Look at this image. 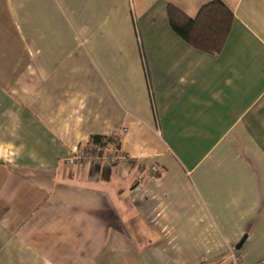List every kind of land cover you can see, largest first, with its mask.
<instances>
[{
    "label": "crops",
    "instance_id": "1",
    "mask_svg": "<svg viewBox=\"0 0 264 264\" xmlns=\"http://www.w3.org/2000/svg\"><path fill=\"white\" fill-rule=\"evenodd\" d=\"M213 1L0 0V264H264V0L219 54L169 20Z\"/></svg>",
    "mask_w": 264,
    "mask_h": 264
},
{
    "label": "trees",
    "instance_id": "2",
    "mask_svg": "<svg viewBox=\"0 0 264 264\" xmlns=\"http://www.w3.org/2000/svg\"><path fill=\"white\" fill-rule=\"evenodd\" d=\"M233 19V12L220 0L203 6L195 18L187 17L173 7L169 9L170 24L175 32L194 47L212 54L222 51ZM111 142L119 146L117 139L93 135L89 147H104Z\"/></svg>",
    "mask_w": 264,
    "mask_h": 264
},
{
    "label": "built area",
    "instance_id": "3",
    "mask_svg": "<svg viewBox=\"0 0 264 264\" xmlns=\"http://www.w3.org/2000/svg\"><path fill=\"white\" fill-rule=\"evenodd\" d=\"M111 146L107 143L104 147H84L77 149L68 159V165L75 164H100L104 166H112L119 162L129 161L128 157L112 153L108 148ZM227 264H242L243 257L237 250H232L228 255Z\"/></svg>",
    "mask_w": 264,
    "mask_h": 264
},
{
    "label": "rangeland",
    "instance_id": "4",
    "mask_svg": "<svg viewBox=\"0 0 264 264\" xmlns=\"http://www.w3.org/2000/svg\"><path fill=\"white\" fill-rule=\"evenodd\" d=\"M112 153H115V154H119V155H123V154H121L120 152H118V151H116L114 148H112L111 146H109V148H108ZM119 163H121V162H119ZM118 164V163H117ZM116 165V164H115ZM112 166H114V165H112Z\"/></svg>",
    "mask_w": 264,
    "mask_h": 264
},
{
    "label": "water",
    "instance_id": "5",
    "mask_svg": "<svg viewBox=\"0 0 264 264\" xmlns=\"http://www.w3.org/2000/svg\"><path fill=\"white\" fill-rule=\"evenodd\" d=\"M242 243H243V240L237 245V248H238V249L241 248Z\"/></svg>",
    "mask_w": 264,
    "mask_h": 264
}]
</instances>
